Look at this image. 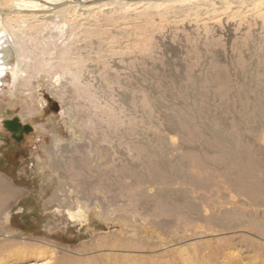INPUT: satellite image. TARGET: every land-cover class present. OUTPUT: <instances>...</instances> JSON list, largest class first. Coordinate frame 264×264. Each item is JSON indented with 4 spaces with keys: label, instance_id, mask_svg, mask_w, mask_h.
I'll return each mask as SVG.
<instances>
[{
    "label": "rangeland",
    "instance_id": "obj_1",
    "mask_svg": "<svg viewBox=\"0 0 264 264\" xmlns=\"http://www.w3.org/2000/svg\"><path fill=\"white\" fill-rule=\"evenodd\" d=\"M236 1L29 21L43 64L14 85L12 56L0 86V264H264V0Z\"/></svg>",
    "mask_w": 264,
    "mask_h": 264
},
{
    "label": "bare ground",
    "instance_id": "obj_2",
    "mask_svg": "<svg viewBox=\"0 0 264 264\" xmlns=\"http://www.w3.org/2000/svg\"><path fill=\"white\" fill-rule=\"evenodd\" d=\"M188 1L191 2L192 0H159V1H143V0H0V86H2L4 81H5L4 77L6 74V70L8 68L7 66L10 64L12 56H14V55L16 57L15 58L16 62L14 63V67L11 69V73L13 76V79H11V80H13L12 82L14 83V85H17V84L20 85V83L23 82L24 83L23 85L26 86V83L28 81H31L34 79L33 74L36 72L37 68L38 67L40 68V66H42V64H43V62L41 60L40 64L37 65L38 62H37V58L35 56V51L37 50V52H38V48L43 46V42L40 40L41 37L38 40H36V38H35V37H38L37 35L39 34V31H36L34 33V35L32 33L27 32L28 30H31L33 28V27H30L29 21H32V20H34L36 22L46 21V19L48 17L45 18L43 16L49 10H51V13L56 14L57 16H61V17L68 19L69 18L68 14L70 13V10H72V9H76V11H82L84 13L89 11L91 13L93 8L94 9L95 8H102V7H106V6H112V5L113 6L116 5L118 8L121 6H129V8H133V7L136 8L140 4L147 5V6L150 5V6H159L160 7L162 5H167V4L177 5V4H180L183 2L186 3ZM243 1H245V0H243ZM243 1H242V3H243ZM246 1H248L251 4H254L255 2H257V3L261 2L262 0H246ZM238 2L241 3L240 0ZM263 3H264V1H263ZM94 11H96V10H94ZM48 13H50V11ZM46 15H48V14H46ZM64 20H66V19H64ZM31 35H33V37ZM48 46H49V44H47V47ZM22 48H23L24 54H23V58L22 57L20 58V51ZM42 48H44V47H42ZM45 49H46V47H45ZM42 52H43V50H42ZM48 52L49 51L45 52L44 54L42 53L43 56L48 55L49 54ZM43 56H42V58H43ZM49 58L51 59V57H49ZM35 59H36V61H35ZM66 59H67V56H66ZM76 59H74V60H76ZM63 61H64V59H63ZM78 61L79 62H77V63L79 64L80 60H78ZM45 62L48 64V62H49L48 59ZM69 65L70 64H68V63L66 64V66H69ZM261 162H262V164H264V162L262 160H261ZM8 194L11 196L15 195L13 192H9ZM251 196H253V191H252Z\"/></svg>",
    "mask_w": 264,
    "mask_h": 264
},
{
    "label": "water",
    "instance_id": "obj_3",
    "mask_svg": "<svg viewBox=\"0 0 264 264\" xmlns=\"http://www.w3.org/2000/svg\"><path fill=\"white\" fill-rule=\"evenodd\" d=\"M143 1H159V0H143ZM4 126L5 128L8 129L9 132L14 134V138L20 142L22 139L17 138V134L23 135L24 134H30L33 132V127L29 124H22L19 120V118H14L11 120H6L4 121Z\"/></svg>",
    "mask_w": 264,
    "mask_h": 264
},
{
    "label": "flooded vegetation",
    "instance_id": "obj_4",
    "mask_svg": "<svg viewBox=\"0 0 264 264\" xmlns=\"http://www.w3.org/2000/svg\"><path fill=\"white\" fill-rule=\"evenodd\" d=\"M11 134H12V133H11ZM25 135H26V134H24L23 137H22L21 133H20V134H17V138H18V139H22L20 142H18V140L14 138V134H12V137L15 139V142L20 146V145L23 144V142H24V140H25ZM23 154H24V156H25V153H23ZM19 157H20V156L18 155V158H19ZM11 158H13V156H11Z\"/></svg>",
    "mask_w": 264,
    "mask_h": 264
}]
</instances>
